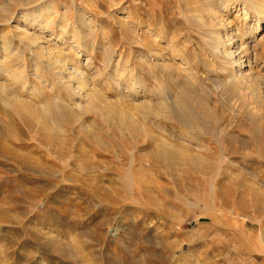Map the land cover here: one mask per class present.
<instances>
[{
    "label": "rangeland",
    "instance_id": "1",
    "mask_svg": "<svg viewBox=\"0 0 264 264\" xmlns=\"http://www.w3.org/2000/svg\"><path fill=\"white\" fill-rule=\"evenodd\" d=\"M15 1L0 0V264H264V0H44L42 30L25 24L37 0ZM43 46L86 75L83 98Z\"/></svg>",
    "mask_w": 264,
    "mask_h": 264
},
{
    "label": "bare ground",
    "instance_id": "2",
    "mask_svg": "<svg viewBox=\"0 0 264 264\" xmlns=\"http://www.w3.org/2000/svg\"><path fill=\"white\" fill-rule=\"evenodd\" d=\"M13 1V0H12ZM15 1V0H14ZM17 2H20V1H24V3L25 4H23L24 6H26V5H28L29 6V4L30 3H32V1H35V0H16ZM15 1V2H16ZM44 2V0H37V2L36 3H38L37 5H36V8H35V11H33V12H27L26 13V17H25V21H26V23L25 24H27L28 25V27H30V28H35L37 25L38 26H40L39 28L42 30V28H44V27H42L41 26V24L39 23V21H41L42 19H43V17L45 16L44 14L46 13V11L48 10V8H47V6L48 5H46V4H44L43 2ZM233 1H238V0H220V3H219V5L221 4V6L222 7H227L228 5H230ZM245 5L247 4V0H241ZM49 3V2H48ZM53 4V3H52ZM18 5H19V3H18ZM192 5H194V7L193 8H188L190 11H192V12H194L195 10H197V8H196V3L195 4H193V3H191V4H189V6H192ZM27 6V7H28ZM32 6V5H31ZM53 7H55V5L53 4ZM34 8H32V9H34ZM7 9V8H6ZM9 9H10V7H9ZM9 9L7 10V11H9ZM253 9V11H254V13H255V15H257L256 17H258L259 16V21L258 22H260V16H262L263 17V15H264V10H259L257 7H253L252 8ZM3 10H5V9H3ZM2 10V12L1 13H4V11ZM11 10V9H10ZM51 10L54 12V14H57V12H56V9L55 8H51ZM55 10V11H54ZM49 12V11H48ZM6 13V12H5ZM7 13H9L10 14V12H7ZM6 13V14H7ZM16 14V11H13V13H12V15L14 16ZM1 16V15H0ZM2 16H3V14H2ZM9 18V17H8ZM13 18V17H12ZM11 19V18H10ZM49 19H51V20H53V17L51 16V14L48 16V19L47 20H49ZM46 20V21H47ZM50 20V21H51ZM200 23L201 24H205V20L203 19V18H201L200 17ZM50 23V22H49ZM51 23H53V21H51ZM212 26V25H211ZM210 25H209V30H208V37H210L209 38V40H210V46H209V48H210V50H211V52L213 53V54H215L217 57H220V56H222V57H224L225 58V61H227V62H225L226 63V65L228 64L230 67H234V65L235 64H241V59L239 58L238 60H235V58L234 57H232L231 56V54L227 51V46H226V44H225V42H223V37H222V35L221 34H219L214 28H212ZM44 29H46V28H44ZM65 31H66V29H65ZM49 32V31H48ZM51 32V31H50ZM49 32V33H50ZM54 35V34H53ZM25 36H28L27 35V33H26V31H25ZM247 38H249L248 40H252V36H253V34L251 33V32H249L248 34H247ZM26 38H28V37H26ZM238 39V41H236V43H238L237 45L239 46V48H241V50H243V53L244 54H248V45L249 44H246V41L243 39V37L241 36V37H237ZM247 40V41H248ZM61 41H64V39L62 40L61 39ZM249 42V41H248ZM76 44V46L75 47H77L76 49H80V44L78 45L77 43H75ZM259 45V44H258ZM259 46H262V47H264V42L263 43H260V45ZM44 47V46H43ZM149 47V46H148ZM59 48V47H58ZM71 48V50L73 49L72 47H70ZM149 49V48H148ZM152 49V48H151ZM151 49H149L150 51H151ZM155 49V48H154ZM154 49H153V51H154ZM43 50L46 52V54L48 55V56H51L52 57V59H54V62H52L51 61V59L49 60L51 63L50 64H53L54 65V68H56V69H58L59 70V74L65 79V82L69 85L67 88L70 90V92H73L76 96H79V97H82L83 98V96H84V89H82L81 88V84L83 85L84 83H85V85L86 84H88V88H89V80L85 77L86 75L85 74H83V73H81V71L75 66V65H73V64H71L70 62H69V60L67 59V57L63 54V53H61V51L59 50V49H57V47H52V48H48V47H44L43 48ZM156 50V49H155ZM149 51V52H150ZM152 55H154V53L152 54ZM155 56V55H154ZM75 57H77V54H75ZM139 60L141 61V58H139ZM247 63H250V59H248L247 58ZM72 62V61H71ZM109 66V65H108ZM85 75V76H84ZM235 77V76H234ZM236 83H235V88L234 89H236L237 88V86H242V84H244V81H241V80H236L235 81ZM66 83L64 84V85H66ZM136 84H138V83H135V85ZM1 85V84H0ZM92 85V84H91ZM0 89H1V86H0ZM93 90V89H92ZM87 97V96H86ZM181 109V108H180ZM178 110V109H177ZM184 116V115H183ZM190 116H192V115H190ZM184 117H186V116H184ZM183 117V118H184ZM194 117V116H193ZM187 118H189V116H187ZM186 118V119H187ZM192 118V117H191ZM191 118H189V120H187V121H189V122H191L190 121V119ZM192 120H193V118H192Z\"/></svg>",
    "mask_w": 264,
    "mask_h": 264
}]
</instances>
